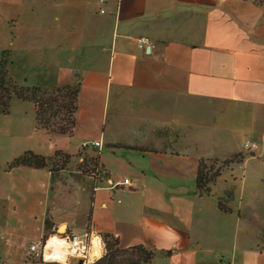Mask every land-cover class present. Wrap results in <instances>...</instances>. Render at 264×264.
Returning <instances> with one entry per match:
<instances>
[{
    "label": "crops",
    "instance_id": "1",
    "mask_svg": "<svg viewBox=\"0 0 264 264\" xmlns=\"http://www.w3.org/2000/svg\"><path fill=\"white\" fill-rule=\"evenodd\" d=\"M47 34L52 70L45 68ZM140 37L150 39L151 55L137 47ZM3 51L12 55L8 75L19 83L27 86L34 72L52 82L41 79L30 87L79 84L80 91L71 137L34 128L51 136L45 149L43 138L38 148H29L22 101L13 100L20 103L11 102L9 114L0 115V173L8 183H0L2 198L6 191L28 192L30 184L19 179L29 172H47L53 180L46 169L5 171L25 152L49 158L60 153L67 165L98 153L103 173L76 170L79 177L72 175L46 193L42 227L48 220L57 235L66 228L69 234L94 231L111 235L123 249L142 245L155 251L150 264H234L236 255L216 247V223L232 215L211 201L212 188L209 196H198L196 174L200 160L226 161L243 153L238 141L264 139L259 5L252 0H0V57ZM32 57L41 64L29 71ZM65 138L78 141L75 154ZM83 143L87 147L81 148ZM125 179L130 185H123ZM258 245L257 240L239 257L255 258L257 252L264 258Z\"/></svg>",
    "mask_w": 264,
    "mask_h": 264
},
{
    "label": "rangeland",
    "instance_id": "2",
    "mask_svg": "<svg viewBox=\"0 0 264 264\" xmlns=\"http://www.w3.org/2000/svg\"><path fill=\"white\" fill-rule=\"evenodd\" d=\"M51 34L43 37L46 51L45 68L50 66V70L53 68L50 57L52 53ZM12 61V55H10L8 66L11 67ZM40 64V61L38 62L32 57L28 62L29 71H33ZM13 69L18 72L19 76H22L21 67L15 66ZM33 74L28 77L27 86L35 84L36 81L41 82V79H44L37 77L34 72ZM44 80L50 83L52 82V77H47ZM20 83L24 85V83ZM19 105H22L25 109L27 108L29 148H38L36 145L41 138H43L45 145L44 149L47 148L52 138L49 135L46 136L35 132L33 105L28 102H23ZM13 117L12 134H16L19 128L17 127L18 121L16 122L17 116H15V113H13ZM2 140L3 138L0 139V143ZM65 140L69 144V151L75 154L78 148V141L75 138H65ZM238 142V150H242L245 160L243 163L232 165L230 169L223 170L214 186H212L215 198H212L213 200L211 199V201H216L217 204V200L221 199L232 210L231 217L226 218L227 220H223V222L216 223V247L223 249L228 255H236L234 264H264V258L259 259L257 252L255 258L254 256L246 257V259H244V256L239 257L240 251L249 250V246L257 240L260 245H264V139L247 136ZM246 142L255 143L257 148L252 152L245 151L243 146ZM42 152L45 153L47 151L44 150ZM252 154L254 156L251 157L250 155ZM90 157V154H83L82 162L84 158ZM67 160L62 159L61 156L55 158L54 162L56 163L57 172L52 174V181L47 172L28 171L30 173L28 177H21L24 179L23 181L19 179L21 182L26 181L30 184L28 192L23 190L22 192L13 191L8 194L6 191L5 198L7 199L0 196V264H62L60 262L65 261L61 255H56L53 258L60 262L50 261L43 263L31 261L27 259L25 253L31 241H37L42 234L44 235L41 214L45 206L47 207L48 200H44L46 193L48 195L51 188L55 191L60 181L66 184L71 180L72 175L74 177L80 176L76 174V170L78 171V165L81 163L71 160L67 165ZM62 168L67 171L63 174H57ZM6 179L7 176L0 173V183L8 185ZM0 190L3 189L0 187ZM58 232L62 233L60 229H58Z\"/></svg>",
    "mask_w": 264,
    "mask_h": 264
},
{
    "label": "trees",
    "instance_id": "3",
    "mask_svg": "<svg viewBox=\"0 0 264 264\" xmlns=\"http://www.w3.org/2000/svg\"><path fill=\"white\" fill-rule=\"evenodd\" d=\"M252 1L259 5L264 13V0ZM9 62L10 52L3 51L0 57V115L9 114L13 100L28 102L34 108L35 129L37 131H44L50 135L71 137L76 125L75 113L78 106L79 84L59 86L52 90L19 84L8 75ZM58 156L60 153H56L54 158H49L35 155L32 152H25L19 158L8 163L5 171L10 172L15 168L25 167L34 170L46 169L53 174L57 172L54 160ZM66 158L68 157L66 156ZM244 160L242 153L221 162L200 160L196 174V193L198 196H209L212 186L223 170L230 169L234 164L243 163ZM78 171L88 175L96 171L103 173V167L99 166V154L95 153L94 157L84 158V161L78 166ZM217 207L224 214L231 213L227 203L221 199L217 200ZM43 230L44 239L56 234V228L48 220H45ZM102 238L105 243L106 254L94 264H150L155 257L154 250L142 245L123 249L111 235L104 234ZM258 247L259 251H264V245H258ZM162 254L169 256L171 252L164 251Z\"/></svg>",
    "mask_w": 264,
    "mask_h": 264
},
{
    "label": "built area",
    "instance_id": "4",
    "mask_svg": "<svg viewBox=\"0 0 264 264\" xmlns=\"http://www.w3.org/2000/svg\"><path fill=\"white\" fill-rule=\"evenodd\" d=\"M98 1L99 3L104 2V0ZM100 12L104 13L103 10ZM136 44L145 54L151 55L152 43L149 38L140 37L136 39ZM93 145L94 147H100V142H95ZM85 147H87V143L81 145V148ZM243 148L245 151L252 152L257 148V145L255 143L246 142ZM123 185H130L128 179L123 181ZM50 239H53L56 243V252L52 250V247L48 248ZM48 250L58 256H63L65 261L60 262L51 259L50 255L47 253ZM25 254L27 259L43 263L54 261L62 264H78L79 261H82V264H94L106 254V248L102 236L96 232L86 231L82 234H69L66 228V230L59 235L56 233L46 239L41 236L39 240L30 242Z\"/></svg>",
    "mask_w": 264,
    "mask_h": 264
},
{
    "label": "bare ground",
    "instance_id": "5",
    "mask_svg": "<svg viewBox=\"0 0 264 264\" xmlns=\"http://www.w3.org/2000/svg\"><path fill=\"white\" fill-rule=\"evenodd\" d=\"M65 230H66V229H65ZM61 232H64V230L61 231ZM50 247H52V250H53L54 252L57 251V249H56V243H55V241H54L53 239H50V241H49L48 248H50ZM47 253L50 255V258H51V259H53V258L56 256V254L50 252V250H48ZM96 256H97V254H96Z\"/></svg>",
    "mask_w": 264,
    "mask_h": 264
},
{
    "label": "water",
    "instance_id": "6",
    "mask_svg": "<svg viewBox=\"0 0 264 264\" xmlns=\"http://www.w3.org/2000/svg\"><path fill=\"white\" fill-rule=\"evenodd\" d=\"M78 264H82V261H79Z\"/></svg>",
    "mask_w": 264,
    "mask_h": 264
}]
</instances>
